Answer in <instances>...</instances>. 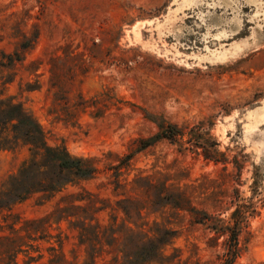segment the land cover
Returning a JSON list of instances; mask_svg holds the SVG:
<instances>
[{"label":"rangeland","instance_id":"374dc122","mask_svg":"<svg viewBox=\"0 0 264 264\" xmlns=\"http://www.w3.org/2000/svg\"><path fill=\"white\" fill-rule=\"evenodd\" d=\"M35 33L19 62L0 66V86L39 124L47 144L92 158L99 172L51 197L34 194L0 209V235L26 220L47 221L48 237L32 242L35 248L24 246L17 262L45 264L56 252L83 261L75 226L82 217L60 219L57 210L81 214L91 204L92 223L100 226L148 235L173 230L153 264H219L223 236L212 239L216 235L187 212L145 201L135 182L148 177L220 217L233 209L235 189L251 196L254 177L264 197V0H0V59ZM66 53L90 65L81 84L85 95L108 88L124 104L100 118L84 115L75 125L47 114L48 62ZM141 109L178 126L203 122L231 162L214 163L159 141L131 159L116 187L108 167L156 132ZM26 155L25 149L0 148V183ZM126 199L140 202L139 209L122 211ZM257 205L235 264H264V199Z\"/></svg>","mask_w":264,"mask_h":264},{"label":"trees","instance_id":"16d2710c","mask_svg":"<svg viewBox=\"0 0 264 264\" xmlns=\"http://www.w3.org/2000/svg\"><path fill=\"white\" fill-rule=\"evenodd\" d=\"M36 37L37 33L21 41L12 54H2L0 66L11 67L15 62H19ZM48 65L50 104L47 114L54 119L75 125L84 115L100 118L110 109H119L124 104V101L108 88L90 96L83 93L81 84L90 73V65L77 55L66 53L53 56ZM141 112L145 119L155 124L156 132L139 138L134 147L115 165L108 167L113 170L116 187L119 186L118 177L122 169L129 166L131 159L159 141H167L176 145L178 151H188L214 163L226 165L231 162L227 154L219 150L218 141L210 130L204 127L203 122L189 127L178 126L145 109H141ZM0 148L25 149L27 152L16 170L0 183V209H8L34 194L51 197L67 185L92 178L99 172L92 158L73 156L62 144H47L39 124L20 103L5 95L1 86ZM232 163L234 167H239L235 156ZM135 184L142 191L145 201L154 205L169 204L175 209L187 212L193 223L205 225L216 235L212 239L223 236L219 264H235L245 251L248 239L245 234L249 233L248 221L257 214V203L264 199L254 177L251 196L240 197L235 189L234 199H231L233 209L227 217H220L219 213L197 209L183 193L174 192L165 184L158 185L148 177L139 178ZM121 202H124L121 209L126 214L132 210L137 211L140 207V202L134 203L129 199ZM69 209L70 207H61L57 212L60 219L69 216L82 217L75 226L78 228L79 243L85 246V258L81 262L69 260L56 252L45 264H98V259L100 264H153L155 259L161 257L163 245L174 235V231L167 228H156L155 234L148 235L114 224L100 226L92 223L95 208L91 204L82 208L81 214L71 213ZM9 228V233L0 235V264H19L16 256L19 252L26 251L24 246L33 247L32 242L48 237L45 219L26 220L18 228ZM105 256H109V259L105 260Z\"/></svg>","mask_w":264,"mask_h":264}]
</instances>
